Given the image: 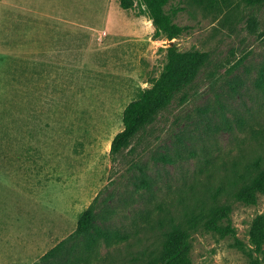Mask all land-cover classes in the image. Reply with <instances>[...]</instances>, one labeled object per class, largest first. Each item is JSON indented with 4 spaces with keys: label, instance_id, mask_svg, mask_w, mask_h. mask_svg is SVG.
<instances>
[{
    "label": "rangeland",
    "instance_id": "obj_1",
    "mask_svg": "<svg viewBox=\"0 0 264 264\" xmlns=\"http://www.w3.org/2000/svg\"><path fill=\"white\" fill-rule=\"evenodd\" d=\"M62 1L0 0V169L14 184L0 183V264H162L173 226L194 264H264L250 235L264 194L211 198L264 155V2L169 0L186 27L173 42L206 59L112 155L124 107L172 41L153 37L137 1ZM95 197L94 226L80 231ZM221 205L238 240L204 225ZM96 228L108 240L90 243Z\"/></svg>",
    "mask_w": 264,
    "mask_h": 264
},
{
    "label": "trees",
    "instance_id": "obj_2",
    "mask_svg": "<svg viewBox=\"0 0 264 264\" xmlns=\"http://www.w3.org/2000/svg\"><path fill=\"white\" fill-rule=\"evenodd\" d=\"M139 5L140 12L151 20L154 27L153 37H164L172 41L166 47V62L157 77L152 80L151 86L142 90L139 96L131 100L123 109V128L118 131L112 141L110 152L116 155L127 145L129 139L146 123L153 119L155 111L171 97V95L187 80H189L199 65L206 59L207 53L202 50H179L173 40L185 29L176 23L171 14L165 10L169 0H119L124 9ZM210 4H226L227 0H198ZM252 5L264 0H243ZM229 187H218L222 191H215L211 198L214 200L223 191L230 192L242 202L255 204L260 194H264V155L258 154L242 166H236L230 173ZM95 197L92 203L81 213L78 220V229L88 232L93 226L95 217ZM204 212L205 206H201ZM230 205H221L211 211L204 221L207 229L224 235L236 237L231 226ZM226 221V224L223 222ZM109 234L101 228L95 229V234L90 236V243H96L101 238L108 240ZM250 235L253 242L260 246L264 241V218H255ZM238 240V239H237ZM162 264H194L189 254L188 235L180 227L173 226L169 236L163 242L162 253L159 257ZM146 264H159L153 260Z\"/></svg>",
    "mask_w": 264,
    "mask_h": 264
},
{
    "label": "crops",
    "instance_id": "obj_3",
    "mask_svg": "<svg viewBox=\"0 0 264 264\" xmlns=\"http://www.w3.org/2000/svg\"><path fill=\"white\" fill-rule=\"evenodd\" d=\"M60 3H61V7H64L65 5L70 4V1L69 0H63ZM7 171H12V170L0 169V183H4L5 185L10 184L9 188L13 189V187H14L13 178H12L11 174L7 173ZM21 191H22V194L27 195V191L26 192H24L23 190H21ZM10 194H11V192H10Z\"/></svg>",
    "mask_w": 264,
    "mask_h": 264
}]
</instances>
